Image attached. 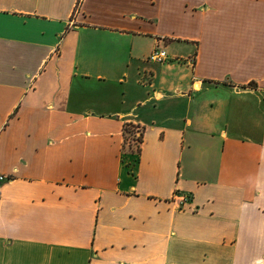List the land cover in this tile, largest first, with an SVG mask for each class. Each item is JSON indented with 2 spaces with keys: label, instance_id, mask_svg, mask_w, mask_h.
Masks as SVG:
<instances>
[{
  "label": "crops",
  "instance_id": "obj_1",
  "mask_svg": "<svg viewBox=\"0 0 264 264\" xmlns=\"http://www.w3.org/2000/svg\"><path fill=\"white\" fill-rule=\"evenodd\" d=\"M0 176V264H264V0H0Z\"/></svg>",
  "mask_w": 264,
  "mask_h": 264
},
{
  "label": "trees",
  "instance_id": "obj_2",
  "mask_svg": "<svg viewBox=\"0 0 264 264\" xmlns=\"http://www.w3.org/2000/svg\"><path fill=\"white\" fill-rule=\"evenodd\" d=\"M137 135H139L138 138H136ZM125 137H126V143L130 139V137H132V140L138 141L140 143V146L138 147V152H140V147L143 143V132L141 131V129L135 126L128 125L125 129Z\"/></svg>",
  "mask_w": 264,
  "mask_h": 264
},
{
  "label": "built area",
  "instance_id": "obj_3",
  "mask_svg": "<svg viewBox=\"0 0 264 264\" xmlns=\"http://www.w3.org/2000/svg\"><path fill=\"white\" fill-rule=\"evenodd\" d=\"M150 59L152 61H155V62L163 63V62H165L168 59V55H167V53L164 50L158 49L151 55ZM0 180L1 181L5 180L4 176H0ZM0 197H1V195H0ZM187 200H188L187 197H183L182 201L184 202V201H187Z\"/></svg>",
  "mask_w": 264,
  "mask_h": 264
},
{
  "label": "rangeland",
  "instance_id": "obj_4",
  "mask_svg": "<svg viewBox=\"0 0 264 264\" xmlns=\"http://www.w3.org/2000/svg\"><path fill=\"white\" fill-rule=\"evenodd\" d=\"M138 137H139V135H137L136 138H138ZM127 145H128V147H127L128 149L131 148V149L135 150L136 152H138V147L140 146V143L138 141L132 140V137H130V139L127 142Z\"/></svg>",
  "mask_w": 264,
  "mask_h": 264
}]
</instances>
